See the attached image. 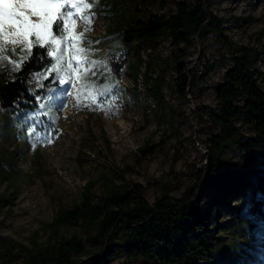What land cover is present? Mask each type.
I'll use <instances>...</instances> for the list:
<instances>
[{"label":"trees","instance_id":"1","mask_svg":"<svg viewBox=\"0 0 264 264\" xmlns=\"http://www.w3.org/2000/svg\"><path fill=\"white\" fill-rule=\"evenodd\" d=\"M162 1L168 9L155 14L148 11L145 0H98L90 10L103 21L104 34L93 38L88 31L84 44L88 41L91 46L100 44L103 53L94 58L88 56L89 61L100 64L93 69L95 76L89 72L83 81H94L97 91L103 93L96 95L99 104L122 94L120 76L126 67L133 79L141 76L156 104L163 102L164 80L149 73L160 40L168 38L170 46L180 53V59L185 60L184 49L207 26L221 34L219 21L209 11L210 0ZM83 31L77 32L75 28L76 33ZM16 51L19 53L20 49ZM39 53H44L43 60L39 59ZM7 54L17 59L11 50ZM51 63L46 50L40 48H35L22 70L11 76L10 66L5 62L0 69V112L28 116L31 128L50 130L54 119L48 105L61 85L53 73L40 86L33 73L43 71ZM231 63L214 89L217 111L203 109L216 130L207 139V159L199 172L201 189L212 191L209 207L201 206L198 187L180 197H173L163 189L151 205L137 182L123 181L98 197L87 186L79 202L72 203L69 209L58 208L48 225L52 233L44 244L32 239L26 246L0 237V264L11 258H20L24 264H108L116 259H123L122 264H233L234 261L243 264L244 257L260 250L257 247L252 251L251 246L264 243V89L256 77L251 48L236 46ZM142 68L144 71L140 72ZM186 70L183 64L178 65L173 79L181 99L195 90L198 83L196 75ZM258 76L264 82V75ZM84 101L91 102V97ZM236 121H242L250 134L243 135ZM228 145L258 157L263 164L235 170L222 160L221 154ZM153 151L144 147L138 156L145 158ZM0 181L6 183L0 191L3 209L12 205L16 193L9 178L0 177ZM224 206L231 217L221 220ZM231 223L230 229L224 230ZM61 228L82 229L84 239L61 236ZM224 234L227 238L222 237ZM238 236L249 240L239 241ZM86 244L97 252L88 251Z\"/></svg>","mask_w":264,"mask_h":264},{"label":"rangeland","instance_id":"2","mask_svg":"<svg viewBox=\"0 0 264 264\" xmlns=\"http://www.w3.org/2000/svg\"><path fill=\"white\" fill-rule=\"evenodd\" d=\"M145 1L152 14L168 9L162 0ZM209 2V11L219 21L221 34L207 26L203 34L184 49L185 60L180 59V53L170 46L168 38L160 40L153 54L154 66L149 73L164 80L163 102L156 104L141 76L133 79L126 67L120 76L122 94L111 97L110 101L107 98L106 103L99 104V96H95V104L84 101L82 94L81 103L77 105L71 84L61 86L48 105L54 119L50 130L31 128L28 116L0 112V177L9 178L16 193L12 205L0 209L1 238L26 246L32 239L44 244L52 233L48 225L58 208L69 209L72 203L79 202L87 186L92 195L98 197L123 181L137 182L144 188L143 195L151 205L163 189L173 197H180L198 187L201 206L209 207L212 191L201 189L199 172L207 159L204 154L207 139L216 130L203 109L217 111L214 89L232 65L236 46L254 51V70L264 89V82L258 76L259 73L264 75V0ZM84 27L78 23L76 31ZM103 34L104 24L96 13L89 36L102 37ZM83 47L90 49L91 58L103 53L100 44H84ZM144 58L148 56L144 54ZM180 64L198 79L196 89L185 99L177 95L173 80ZM70 92L73 95H69ZM236 124L243 135L250 134L242 121ZM144 147L154 151L150 156L139 158L138 151ZM221 155L235 170L263 164L258 157L232 145L226 146ZM5 186L6 183L0 181V191ZM220 217L221 220L231 217L226 206ZM231 225H226L224 230H229ZM59 235L84 239L79 228H61ZM222 237L227 238V235ZM237 240L245 242L249 238L238 236ZM251 247L252 251L257 247L260 250L244 257L243 264H264V243ZM86 249L96 251L88 244ZM122 263L123 259H116L108 264ZM3 264L24 262L11 258Z\"/></svg>","mask_w":264,"mask_h":264},{"label":"snow or ice","instance_id":"3","mask_svg":"<svg viewBox=\"0 0 264 264\" xmlns=\"http://www.w3.org/2000/svg\"><path fill=\"white\" fill-rule=\"evenodd\" d=\"M97 2L98 0H0V69L5 67L6 62L10 66L11 76L22 70L25 62L32 58L35 48L45 49L52 63L44 67L43 71L33 73L37 84L42 86V81L55 73V79L61 86L71 84L76 93L77 105L81 103L82 94L86 99L91 97V102L95 104V96L103 93L97 91L94 81H83V77L89 72L95 75L93 69L100 62L89 61L90 49L83 45L94 19V13L90 10ZM78 23L85 26L83 32H75ZM91 43L88 41L89 45ZM17 48L20 49L19 53ZM9 50L17 59H12L7 54ZM37 55L40 60L44 59V53ZM68 94L73 95L72 92ZM31 131L34 132L35 129Z\"/></svg>","mask_w":264,"mask_h":264},{"label":"water","instance_id":"4","mask_svg":"<svg viewBox=\"0 0 264 264\" xmlns=\"http://www.w3.org/2000/svg\"><path fill=\"white\" fill-rule=\"evenodd\" d=\"M204 154H205V152H204Z\"/></svg>","mask_w":264,"mask_h":264}]
</instances>
